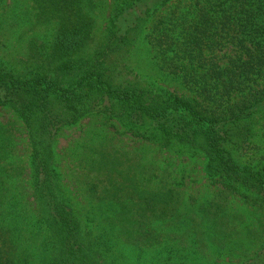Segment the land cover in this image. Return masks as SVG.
<instances>
[{"label":"trees","instance_id":"obj_1","mask_svg":"<svg viewBox=\"0 0 264 264\" xmlns=\"http://www.w3.org/2000/svg\"><path fill=\"white\" fill-rule=\"evenodd\" d=\"M35 1L58 30L31 63H0V107L22 121L31 153L25 200L10 191L24 167L7 164L16 139L0 123V264H119L117 239L138 249V263L152 252L150 264H220L194 262L216 251L227 264H264V0H111L97 46L92 0ZM141 40L154 75L134 53ZM89 117L202 156L216 196L189 206L174 170L84 139L78 166L106 225L97 230L59 171L61 135Z\"/></svg>","mask_w":264,"mask_h":264},{"label":"rangeland","instance_id":"obj_2","mask_svg":"<svg viewBox=\"0 0 264 264\" xmlns=\"http://www.w3.org/2000/svg\"><path fill=\"white\" fill-rule=\"evenodd\" d=\"M89 6V5H88ZM90 13L95 19L93 32L94 40L91 45L102 44L109 24L111 13V0H92ZM0 63L8 66H22L31 63L33 53L44 50L49 51L52 35H55L58 26L52 22V16L39 15V4L35 0H3L0 7ZM101 42V43H100ZM150 49L146 41H139L134 50L142 71L156 74L153 69ZM232 50L228 51L231 54ZM137 63L139 64V62ZM162 84L171 89L184 92L185 90L175 81L165 78ZM0 123L9 127L16 139L14 156L7 162L17 167H24L18 177L11 179V193L23 194V199L30 196L31 181V153L28 146V133L18 116L10 109L0 107ZM100 133V135L96 133ZM84 139H92L94 143H108L112 147L133 151L141 154L146 160L160 163V172L165 169L174 170L175 183L179 196L189 206L212 200L218 192L217 185L213 184L205 172L206 161L202 156L186 154L181 156L173 150L160 151L155 144H149L142 139L127 134L117 133L112 127H106L101 118L89 117L78 126L68 128L59 139V171L68 195L72 199L76 209L83 219L90 221L91 226L99 230L106 226L102 222V216L96 218L91 211L93 203L86 194L87 185L84 183L85 170L78 166L80 155L84 151L82 143ZM83 150V151H82ZM82 151V152H81ZM162 169V170H161ZM164 173V172H163ZM21 185V186H19ZM237 202H239V199ZM198 205V204H196ZM29 232V230H28ZM176 242H169L168 247L175 246ZM117 251L119 264H150L154 253L148 252L144 263H138V249L135 247L120 245L117 239L113 247ZM153 248V247H152ZM194 262L204 263L219 259L220 264H227V257H220L219 252H211L208 255H199Z\"/></svg>","mask_w":264,"mask_h":264}]
</instances>
